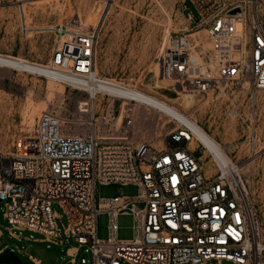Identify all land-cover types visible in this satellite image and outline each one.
<instances>
[{"label": "built area", "instance_id": "built-area-1", "mask_svg": "<svg viewBox=\"0 0 264 264\" xmlns=\"http://www.w3.org/2000/svg\"><path fill=\"white\" fill-rule=\"evenodd\" d=\"M176 1L189 25L166 30L155 56L159 78L197 95L234 84H248L252 99L264 91V0ZM53 34L45 66L87 97L73 113L43 112L13 152H0V209L11 236L21 239L16 231H27V240L62 246L58 221L66 217L64 235L76 245L65 255L73 264L84 249L91 260L81 264H264V239L241 165L232 160L221 167L210 153L211 173L191 148L195 141L205 146L188 128L163 129L149 106L107 91L114 80L96 74L98 24L77 17ZM246 142L254 156L263 154L256 130ZM111 184L135 185L139 193L98 203L97 187ZM103 213L106 241L97 235ZM120 215L134 218L131 240L116 237Z\"/></svg>", "mask_w": 264, "mask_h": 264}, {"label": "rangeland", "instance_id": "rangeland-1", "mask_svg": "<svg viewBox=\"0 0 264 264\" xmlns=\"http://www.w3.org/2000/svg\"><path fill=\"white\" fill-rule=\"evenodd\" d=\"M187 7L197 16L190 3ZM77 17L88 26L99 25L98 75L176 108L225 148L231 160L246 166L244 180L264 239V152L254 156L246 142L249 132L256 130L261 137L259 148L264 147V91L252 99L248 84L244 88L234 84L228 89L216 87L208 95H197L182 91L174 81L159 78L155 56L166 30L177 32L189 25L176 0H0V54L47 65L56 40L53 29ZM86 97L64 83L0 67V152H13L19 139L33 131L43 112L55 108L73 113L75 103ZM101 108L98 104L97 109ZM146 108L160 120L163 129L181 126L155 109ZM233 112L240 116L234 119ZM158 136L159 133L155 139ZM191 148L197 150L205 168L213 173L214 163L208 150L196 141ZM253 161L255 165L247 170ZM138 193L135 185H99L96 198L99 203L115 197L135 198ZM53 209L62 213L57 205ZM3 213L0 209V250L10 248L23 264H32L29 256L41 264H73L65 255L67 247L76 245L64 235L66 217L58 221L64 242L59 246L27 240L32 235L27 231H16L21 239L12 237ZM117 224V239L135 237L132 215H120ZM97 235L102 241L110 236L105 213L98 216ZM82 259L91 260L85 249L78 255L77 263L81 264Z\"/></svg>", "mask_w": 264, "mask_h": 264}, {"label": "bare ground", "instance_id": "bare-ground-1", "mask_svg": "<svg viewBox=\"0 0 264 264\" xmlns=\"http://www.w3.org/2000/svg\"><path fill=\"white\" fill-rule=\"evenodd\" d=\"M0 67H5L9 69H13L15 71L26 72L31 75H38L41 77H46L49 80L61 82L67 81V78H62L59 76L58 73L50 70L49 67L42 65V64H34L29 61L21 60L20 58L7 56L0 54ZM96 74L97 70H96ZM163 80V79H162ZM169 81V80H166ZM74 86L78 87H85V83L81 81H73L71 82ZM114 85L112 87H106L105 89L113 94L122 96V97H131L135 98L141 103L155 109L156 111L166 115L167 117L176 121L179 125L188 128L194 135L195 139L200 141L205 148L208 150L209 153L213 155V158L216 162V165L221 167L225 166L227 163L232 161L227 153L225 152V148H223L219 143H217L214 139H212L202 128H200L197 123L191 122L190 120L186 119V117L179 114L176 108H171L168 106L167 103H161L158 99L146 96L145 93L134 90L130 88V86L122 84L120 82L114 81ZM253 99H257L253 98ZM90 107H93V103L89 104ZM167 113H166V112ZM240 114L238 112H233L234 119L238 118ZM255 165V161L251 162L248 165V169L250 166ZM241 174L244 176L246 166L241 165ZM260 225V224H259ZM259 231L261 234V227L259 226ZM262 236V235H261Z\"/></svg>", "mask_w": 264, "mask_h": 264}, {"label": "water", "instance_id": "water-1", "mask_svg": "<svg viewBox=\"0 0 264 264\" xmlns=\"http://www.w3.org/2000/svg\"><path fill=\"white\" fill-rule=\"evenodd\" d=\"M239 10H234L232 14L238 13ZM0 264H23V262L15 255L14 251L6 248L0 253Z\"/></svg>", "mask_w": 264, "mask_h": 264}, {"label": "snow or ice", "instance_id": "snow-or-ice-1", "mask_svg": "<svg viewBox=\"0 0 264 264\" xmlns=\"http://www.w3.org/2000/svg\"><path fill=\"white\" fill-rule=\"evenodd\" d=\"M173 179H175V178H173Z\"/></svg>", "mask_w": 264, "mask_h": 264}]
</instances>
